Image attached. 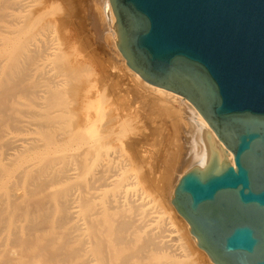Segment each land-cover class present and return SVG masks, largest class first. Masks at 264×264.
Listing matches in <instances>:
<instances>
[{
  "label": "bare ground",
  "instance_id": "6f19581e",
  "mask_svg": "<svg viewBox=\"0 0 264 264\" xmlns=\"http://www.w3.org/2000/svg\"><path fill=\"white\" fill-rule=\"evenodd\" d=\"M57 1L0 0V264H213L170 197L205 168L206 134L230 165L232 153L186 99L128 68L108 0L85 25L118 65L93 58ZM134 124L149 134L130 138Z\"/></svg>",
  "mask_w": 264,
  "mask_h": 264
},
{
  "label": "water",
  "instance_id": "95a60500",
  "mask_svg": "<svg viewBox=\"0 0 264 264\" xmlns=\"http://www.w3.org/2000/svg\"><path fill=\"white\" fill-rule=\"evenodd\" d=\"M116 45L148 84L186 99L208 162L184 174L170 203L213 264H264V0H108Z\"/></svg>",
  "mask_w": 264,
  "mask_h": 264
},
{
  "label": "rangeland",
  "instance_id": "374dc122",
  "mask_svg": "<svg viewBox=\"0 0 264 264\" xmlns=\"http://www.w3.org/2000/svg\"><path fill=\"white\" fill-rule=\"evenodd\" d=\"M59 1V0H58ZM57 1V8L55 9V11H54V13H58V15L57 16H59V14H60V16H62V15H68V16H70V18L72 17L73 18V20H74V25H76V26H78V28H79V31L81 32V34L83 35V33H84V35L82 36V35H80V36H82V37H84L85 36V38H83V39H85V41L82 39V37L80 38V43L82 42V44H84V43H86V44H88V45H86V44H84V45H86L85 47H87L88 46V48H90L91 49V47H92V53L93 54H97L96 56H97V59L95 58L96 56H94L93 55V58L95 59V60H98L99 61V59L98 58H100V56H101V58H102V60H103V62H102V60H101V62L102 63H107L110 59H111V63L113 64L114 63V61H115V55H114V53H113V51H112V41L109 39V40H107V41H109V43L107 44V42L105 41L106 40V38L105 37H107L108 35H107V33H105L104 35H103V39H101L102 41L100 42V41H97V40H100V39H97V40H95L94 39V32L92 31V29H91V27H88V26H86L85 24H88L89 25V22H90V19H89V17H90V12H92L93 10L95 11L96 9H94V5H97V4H99V2L97 1L96 3H93L92 4V6H91V1L92 0H69V1H67V0H60L61 2H58ZM85 1H86V3H85ZM63 2V3H62ZM67 4H66V3ZM62 3V4H61ZM88 4V5H87ZM94 6V7H93ZM64 7V8H63ZM89 7V8H88ZM91 7V8H90ZM92 7H93V9H92ZM86 8H87V10H86ZM96 8V7H95ZM98 8V7H97ZM84 9V10H83ZM90 12H89V11ZM84 11V12H83ZM86 11V12H85ZM88 11V12H87ZM83 12V13H82ZM85 13V14H84ZM87 13H88V15L89 16H87ZM84 15V16H83ZM86 15V16H85ZM82 16V17H81ZM84 17V18H83ZM71 18V19H72ZM76 19V20H75ZM89 19V20H88ZM78 20L80 21H82V23H81V21L80 22H78ZM86 20V21H85ZM75 21H77L76 23L78 24H75ZM89 21V22H88ZM83 22H85V23H83ZM86 22H88V23H86ZM84 24V25H83ZM80 26V27H79ZM85 26H86V28H85ZM88 27V28H87ZM85 29V30H83V29ZM87 29V30H86ZM88 29H90V30H88ZM86 31H88V32H86ZM92 31V32H91ZM88 33V34H87ZM91 33V34H90ZM93 34V35H92ZM91 35V36H90ZM88 36H90V41H89V37ZM92 37H93V41H92ZM88 40H87V39ZM108 38V37H107ZM86 40H87V42H86ZM105 42H104V41ZM96 43H95V42ZM89 42H90V44H89ZM91 42H93V43H91ZM99 43H101L100 45H99ZM79 44V43H78ZM81 44V45H82ZM102 44H104V45H102ZM105 44H107V45H105ZM111 46H110V45ZM92 45V46H91ZM94 45V46H93ZM109 45V46H108ZM91 46V47H90ZM96 48H97V50H96ZM97 51H98V53H97ZM99 54V55H98ZM112 56H113V58H112ZM110 57V58H109ZM107 59V62H104L105 60ZM109 59V60H108ZM114 59V60H113ZM117 60V59H116ZM111 63L110 64H106V65H111ZM115 63H116V61H115ZM114 63V65H118V60H117V63L115 64ZM92 67V66H91ZM110 67V66H109ZM92 69V68H91ZM90 72V71H89ZM113 73H115L114 71H112ZM111 72V75L113 74ZM88 74V73H87ZM92 74V73H91ZM86 75V74H85ZM90 75V73L87 75V76H89ZM91 77V76H90ZM108 93H106V96H105V98H106V102H104L103 104H105L106 106H108V103H109V94L107 95ZM108 96V97H107ZM107 99L109 100L108 102H107ZM104 105V106H105ZM138 125L140 126L139 128H138ZM136 126V127H135ZM133 127H135V132H134V134L133 135H131V136H129L130 138H132V137H134V135H141V136H144L145 134H149V132H148V129H147V127H148V125H147V127L146 128H144L145 127V125H141V124H134L133 125ZM149 129H150V126L148 127ZM171 128V127H170ZM133 133V132H132ZM131 133V134H132ZM142 133V134H141ZM152 144H154V143H151V145H150V147L149 148H151L150 149V151H151V153L153 154L154 152H152V151H155V152H157V150H158V148H160L159 147V145L160 144H158V145H153L154 147H156L154 150H153V146H152ZM156 144V143H155ZM135 174H136V172L134 173V171H132L131 172V175L132 176H135ZM141 175V174H140ZM155 195H153L154 197H156V193H154ZM152 196V197H153ZM157 196H158V198L160 199V197H159V194H157ZM162 200H164V199H162ZM165 202H166V204H165ZM161 204V203H160ZM155 207H156V205H155ZM170 207L171 208H173L174 209V207H172L171 205H170ZM157 208H159V207H157ZM160 208L162 209V211L164 212V216H165V218L169 221V225H172V226H170V228H172L173 229V231L174 230H179L180 232H181V235L183 234V236H184V234L186 235V233H185V228H183L184 226L182 225V224H180V221H178V219H176L175 217H173V215L171 214V211H170V208L168 207V204H167V201H164L162 204H161V206H160ZM175 212V211H174ZM177 213V212H176ZM176 216H178V215H176ZM179 217V216H178ZM180 219H182V218H180ZM179 222V223H178ZM180 228V229H179ZM177 235H178V233H177ZM184 238H186V236H184ZM187 240V239H186ZM198 249V248H197ZM193 251V250H192ZM200 251H202V250H200ZM193 253V252H192ZM193 261H195V260H193ZM200 261V260H199ZM190 262V261H189ZM196 262V261H195ZM203 262V261H202ZM202 262H200V263H202ZM187 263V262H186ZM185 263V264H186ZM194 263V262H193ZM181 264V263H180ZM183 264H184V262H183ZM203 264V263H202Z\"/></svg>",
  "mask_w": 264,
  "mask_h": 264
}]
</instances>
